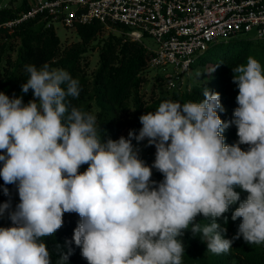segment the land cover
I'll list each match as a JSON object with an SVG mask.
<instances>
[{
  "label": "clouds",
  "instance_id": "9594fccd",
  "mask_svg": "<svg viewBox=\"0 0 264 264\" xmlns=\"http://www.w3.org/2000/svg\"><path fill=\"white\" fill-rule=\"evenodd\" d=\"M25 71L21 91L31 89L32 100L0 92V178L17 186L20 201L15 210L0 204V217L7 213L12 223L0 227V264H52L41 238L63 226L65 213L80 217L72 239L88 264H182L178 237L189 226L217 255L240 237L264 244V68L255 58L232 69L238 107L231 123L239 138L232 145L222 135L230 125L218 115L220 94L207 88L199 102L165 100L141 115L138 135L102 142L95 115L69 111L67 98L80 95L78 79L47 63ZM132 139L155 146L151 166ZM153 168L164 177L159 183ZM238 202L231 219L242 222L226 239L217 220L227 223L224 214ZM198 215L209 222L197 223ZM70 254L61 252L57 264Z\"/></svg>",
  "mask_w": 264,
  "mask_h": 264
},
{
  "label": "trees",
  "instance_id": "16d2710c",
  "mask_svg": "<svg viewBox=\"0 0 264 264\" xmlns=\"http://www.w3.org/2000/svg\"><path fill=\"white\" fill-rule=\"evenodd\" d=\"M30 6L31 3L24 0L18 6L0 8V92L10 98L22 96L24 104H27L33 99V93L31 89L27 94L21 91V85L29 78L25 71L26 65L32 64L39 68L47 63L51 68L64 69L79 80L81 89L78 98H67L69 111L76 107L95 115L98 136L102 142H106L109 138H128L129 131L138 135L142 128L139 117L148 112H155L162 101L199 102L203 99L204 89L207 88L220 94L224 111L217 110L218 115L230 125L222 133L225 144L238 142L237 127L231 123L234 120V110L238 107V86L233 83L232 69L246 64L248 57L255 58L264 68V41L245 38L232 45L230 40L224 50L208 53L201 60L200 68L208 71L207 80L195 83L191 88L189 85L184 88H169L168 79L159 76L155 83L159 91L155 93L153 90L148 99L143 86L149 83L146 73L151 68L152 54L143 43L112 31L107 37L101 38L106 28L97 21L77 25L79 39L66 46L62 45L56 29L47 26L48 18L43 16L23 21L13 27L4 25ZM95 50L98 51V61L91 69L92 61L88 55ZM165 84L168 88L164 87ZM132 144L134 149L138 150L139 158L151 166L155 160V146H150L142 158L145 140L137 142L132 139ZM240 147L246 151L249 145L242 144ZM87 167L85 164L79 171L84 172ZM152 173L153 181L159 183L164 179L155 168ZM4 187L8 188V195L4 194ZM235 190L240 193L241 201L246 199V192L239 187ZM13 193L18 194L17 186L5 185L0 178V204L10 202ZM13 199L19 200V197ZM238 206L239 202L224 214L227 223L224 218L217 220V223L227 229L222 233L226 239H232L236 235L242 222V218L235 221L231 219ZM79 221L78 214L65 213L63 226L54 235L41 238V242L46 243L50 251L52 264H57L61 252L67 254L69 251L71 254L67 264H88L81 255V248L76 246L72 239ZM196 222L205 225L209 221L198 215ZM9 226H12V223L8 214L0 217V227ZM190 228L191 226L183 236L178 237L185 249L182 264H264V244H248L240 237L233 241L228 253L217 255L208 251L206 242L201 240L199 234L194 236Z\"/></svg>",
  "mask_w": 264,
  "mask_h": 264
},
{
  "label": "built area",
  "instance_id": "2783aa9c",
  "mask_svg": "<svg viewBox=\"0 0 264 264\" xmlns=\"http://www.w3.org/2000/svg\"><path fill=\"white\" fill-rule=\"evenodd\" d=\"M38 16L48 18L47 26L55 29L97 21L143 43L152 54L151 67L173 68L169 88L177 87L194 56L214 42L253 30L264 41V0H35L4 25L13 27ZM146 37L154 40L153 47Z\"/></svg>",
  "mask_w": 264,
  "mask_h": 264
},
{
  "label": "rangeland",
  "instance_id": "374dc122",
  "mask_svg": "<svg viewBox=\"0 0 264 264\" xmlns=\"http://www.w3.org/2000/svg\"><path fill=\"white\" fill-rule=\"evenodd\" d=\"M23 1L24 0H0V8L5 7V6H10V5L18 6V5L22 4ZM34 1L35 0H28L29 3L34 2ZM56 31L61 38L63 46L69 45V44H71V43H73L79 39L76 28H66L64 26L57 25ZM111 31L113 32L112 29L106 28L105 31L101 34V38L107 37L109 32H111ZM249 37L252 38L251 39L252 41H257L258 40L257 31L253 30L248 35L240 34V35L236 36L235 38L231 39V41H232L231 44L236 45L241 39H245V38H249ZM144 41L149 46H152V47L154 46V40L152 38L146 37L144 39ZM229 42H230V40H220L218 42H214L213 44L210 45V48L208 50L203 51L201 53H197L194 56L195 57V61H194L195 63L192 65L191 70L189 72L185 73L183 80H181V82H179V84H177V87L181 86L184 88L186 85H189V87L191 88V86L193 84L201 83V82L207 80L208 71L200 68L201 60L203 58H205L208 53L224 50L230 44ZM88 57L92 61V67H91V69H92L96 66V63L98 61V51L97 50L93 51V53H90L88 55ZM172 71H173V68L171 66H169L167 68L151 67L147 71L146 77L149 79V83L147 85L143 86V90L145 92L146 98L149 99L151 97L153 90L155 91V93H158L159 88L155 86L157 77L162 76V77H164V79L167 80L168 75L170 73H172ZM164 87L168 88L166 86V84L164 85ZM149 149H150V146H148L147 139H145V145H144V150L142 153V158L145 157L146 152ZM154 150H155V148H154ZM18 197L19 196L17 193H15V194L13 193V197L11 198V201H10V204H11L10 210H15L16 205L20 202L19 200L13 199V198H18ZM5 216H7V213H5Z\"/></svg>",
  "mask_w": 264,
  "mask_h": 264
},
{
  "label": "crops",
  "instance_id": "0c3cea01",
  "mask_svg": "<svg viewBox=\"0 0 264 264\" xmlns=\"http://www.w3.org/2000/svg\"><path fill=\"white\" fill-rule=\"evenodd\" d=\"M32 3V2H31Z\"/></svg>",
  "mask_w": 264,
  "mask_h": 264
}]
</instances>
